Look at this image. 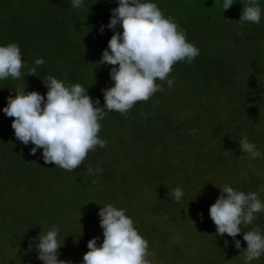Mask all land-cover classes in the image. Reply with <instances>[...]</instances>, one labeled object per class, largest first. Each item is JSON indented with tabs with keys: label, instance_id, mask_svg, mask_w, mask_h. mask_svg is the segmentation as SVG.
Wrapping results in <instances>:
<instances>
[{
	"label": "trees",
	"instance_id": "obj_1",
	"mask_svg": "<svg viewBox=\"0 0 264 264\" xmlns=\"http://www.w3.org/2000/svg\"><path fill=\"white\" fill-rule=\"evenodd\" d=\"M152 2L200 54L177 62L169 74L173 86L157 81L162 90L127 116L106 114L98 133L106 146L90 150L69 172L46 163L42 148L33 155L34 145L15 137V118L3 108L26 86L46 96L47 76L81 84L103 107L102 90L114 86L113 66L98 62L114 35L106 27L111 10L119 5L85 0L76 9L71 0H0V45L18 43L25 61L22 79L0 80V264H43L33 241L53 226L59 259L82 264L88 242H103L98 213L107 204L133 219L149 242L147 260L156 264H185L192 255L204 264H244V232L264 230L262 212L241 226L237 249L228 234L217 235L209 211L225 184L264 201V0L259 25L239 21L247 0H234L226 11L223 0ZM37 58L44 60L38 77L27 75ZM242 137L260 158L240 150ZM177 187L185 194L181 203L171 194ZM252 264H264V255Z\"/></svg>",
	"mask_w": 264,
	"mask_h": 264
},
{
	"label": "clouds",
	"instance_id": "obj_2",
	"mask_svg": "<svg viewBox=\"0 0 264 264\" xmlns=\"http://www.w3.org/2000/svg\"><path fill=\"white\" fill-rule=\"evenodd\" d=\"M116 2L119 6L111 10L110 23L106 26L114 30V35L98 62L99 65L113 66L110 77L114 86L102 90L103 107L98 106L99 98L94 101L88 88L81 84L66 85L61 79L47 76L43 79L48 89L46 96L38 91H26V86L15 90L16 95L9 96L3 108L8 117L15 118L12 122L15 137L24 145L30 142L34 145L31 149L33 155L42 148L46 163L54 162L56 167L69 172L83 164L90 150L106 146L107 142L98 136L100 121L106 114L118 112L127 116L137 102L147 101L162 90L157 81L166 80L168 87L173 86L169 74L177 62L191 63L200 54L198 47L187 40L186 32L174 19L166 17L152 0ZM71 3L76 9L85 7V0H71ZM233 5L234 0H223L225 11ZM261 19L259 0H247L240 23L259 25ZM118 25L123 29L122 33L116 31ZM103 31L104 26L101 27ZM43 64V58H37L27 75L37 76V68ZM24 67L18 43L0 45V80L22 79ZM238 142L243 153L253 159L261 157L260 151L247 137ZM88 171L93 170L89 168ZM220 189L222 194L210 207V218L216 225L217 235L228 234L235 247L241 249V241L236 239L242 231L241 226L252 224L257 214L264 212V201L257 192L236 190L228 184ZM171 194L177 203H181L185 195L180 187ZM98 215L103 242L98 245V238L88 242L89 251L84 254L82 264H149V242L124 209L107 204L101 207ZM200 215L203 217V213ZM58 234L59 228L53 226L33 241L38 259L43 264H71L59 259L58 250L62 245ZM243 239L247 248L240 256L244 264H252L253 260L264 255V230L257 226L244 232ZM31 248L32 244L29 250Z\"/></svg>",
	"mask_w": 264,
	"mask_h": 264
},
{
	"label": "rangeland",
	"instance_id": "obj_3",
	"mask_svg": "<svg viewBox=\"0 0 264 264\" xmlns=\"http://www.w3.org/2000/svg\"><path fill=\"white\" fill-rule=\"evenodd\" d=\"M203 249H201V251H202ZM186 254H187V252H185ZM204 254V253H203ZM189 256V255H188ZM193 256V255H192ZM189 257V260H188V262H186L185 264H204V262H203V260L201 259H196V258H194V257ZM149 264H156L157 263V261H156V258H153V257H151V258H149ZM159 264V263H158ZM177 264H183L182 262L180 263V260L178 259L177 260Z\"/></svg>",
	"mask_w": 264,
	"mask_h": 264
}]
</instances>
